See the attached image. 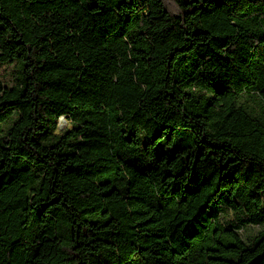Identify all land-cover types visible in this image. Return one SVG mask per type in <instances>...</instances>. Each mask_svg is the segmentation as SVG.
<instances>
[{
	"label": "trees",
	"instance_id": "16d2710c",
	"mask_svg": "<svg viewBox=\"0 0 264 264\" xmlns=\"http://www.w3.org/2000/svg\"><path fill=\"white\" fill-rule=\"evenodd\" d=\"M3 64L0 264H264V0H0Z\"/></svg>",
	"mask_w": 264,
	"mask_h": 264
},
{
	"label": "rangeland",
	"instance_id": "374dc122",
	"mask_svg": "<svg viewBox=\"0 0 264 264\" xmlns=\"http://www.w3.org/2000/svg\"><path fill=\"white\" fill-rule=\"evenodd\" d=\"M11 68L10 64H3L0 66V75L3 82L7 85L11 83ZM68 124V120L65 117H60L58 120V127L62 128ZM257 227L253 228L251 231H255Z\"/></svg>",
	"mask_w": 264,
	"mask_h": 264
}]
</instances>
